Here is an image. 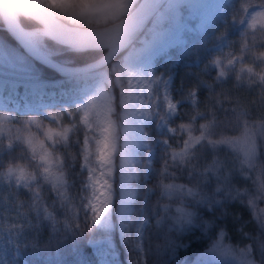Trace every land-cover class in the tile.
Listing matches in <instances>:
<instances>
[{"label":"trees","instance_id":"1","mask_svg":"<svg viewBox=\"0 0 264 264\" xmlns=\"http://www.w3.org/2000/svg\"><path fill=\"white\" fill-rule=\"evenodd\" d=\"M261 4L264 0H230L203 34L185 31L184 43L172 47L155 62L153 77L156 79L160 74L172 77V95L180 105L178 117L170 121L177 136L158 134L152 125L146 128L148 140L166 139L169 146L156 147L147 179L140 178L135 183L132 218L141 216L147 220L141 238L144 264H264V200L255 196L264 182V80L261 79L264 77V31L238 29L245 13L243 9ZM100 26L93 23L86 27ZM31 28L33 26L29 25L26 29ZM45 40L50 48L59 51L53 59L68 66L86 65L104 53V50L93 49L71 51L48 38ZM0 42L23 55L1 28ZM219 45L221 47L216 49ZM24 57L20 68L2 65L0 68L31 77L20 80L50 82L60 78L50 69ZM229 61L235 62L233 67H228ZM192 91L196 92V105L186 99ZM7 113L17 126L28 117L41 125L39 140L45 142L50 154V171L56 176L63 171V190L71 204L61 205L52 186L53 178L50 182L41 178L38 183L33 182L31 189L24 188L22 183L18 186L17 180L8 175V169L19 165L35 173L33 165L40 163L39 158L32 160L26 142L20 141L18 146L5 151L7 138L0 139V264H99L88 240L109 234L90 225L87 194L83 188L86 171L82 168L83 155L80 154L86 130L79 124L74 106L47 109V113L57 119L58 128L40 114L20 115L0 110V115ZM182 123L188 125L190 132L180 128ZM46 129L65 130L67 135L64 139L54 137L50 141L44 136ZM245 134L253 137L255 153L248 166H238L226 143ZM189 136L203 138L190 147L183 160L178 156L173 161L172 154L184 149V141ZM55 140L59 143L54 144ZM73 156L77 158L73 160ZM40 176H43L42 169ZM217 176L221 177L222 188L228 186L246 195L233 201L223 193H216ZM224 177H227L226 184ZM164 185L173 188L166 191ZM181 186L184 192L180 191ZM188 188L210 197V203L197 205L187 195ZM37 192L40 194L39 209L34 206L37 202L33 199ZM253 199L256 219L248 203ZM215 200L222 203L215 205ZM44 208L55 220L44 218ZM177 208L196 213L193 226L183 231L173 228ZM207 222H211V227L205 226ZM66 224L70 225V230L66 229ZM132 227L133 222H129L126 231ZM110 234L115 249L123 257L116 233ZM217 242L227 249V257L220 261L207 260V252ZM202 259L206 262L200 263Z\"/></svg>","mask_w":264,"mask_h":264},{"label":"rangeland","instance_id":"2","mask_svg":"<svg viewBox=\"0 0 264 264\" xmlns=\"http://www.w3.org/2000/svg\"><path fill=\"white\" fill-rule=\"evenodd\" d=\"M139 1L134 0L135 5ZM229 1L169 0L138 41L125 51L118 60L112 62L107 69L60 78L52 82L39 83L37 80L29 79L21 81V77H31L7 72L0 68V79H2L0 80V110L14 111L20 115L40 114L46 120L55 123L58 128L60 126L57 119L48 114L47 109H58L62 105H72L77 112L79 124L92 137L99 135L98 130H93L97 123L101 127H107L108 121L112 122L115 151L111 157V164L108 166L111 168V175L103 177L110 187H100L93 184L88 179L87 168L82 167L86 171L83 188L87 194L86 209L91 216L90 225L108 233L109 235L106 237L111 241L109 245L107 243H89L90 239L88 240V244L98 258L99 264H144L141 238L147 224L140 227L139 232L137 229L141 221L147 220L141 216L132 218L133 203L136 198L135 183L140 178L147 179L156 147L158 145L167 147L169 144L165 145L163 143L166 139L147 140L145 143L148 146L146 147L145 143L141 142V129L146 132V128L152 125L154 131L158 134L177 136L175 131L170 133L167 129L172 128L170 121L178 117V106L180 105L172 95V77H164L160 74L155 79L153 77L154 64L160 55L167 53L173 46L184 43L183 33L185 31L203 34L213 18L222 12L223 7ZM177 3L179 7L172 11L169 4ZM261 13H264V8L261 6L249 8L243 15L242 20L244 23L240 22L238 29L242 32L264 31V28L261 27V22L264 21V17L260 15ZM57 17L59 18V14ZM61 20L71 24L69 21ZM100 25L104 26L103 23ZM74 26L80 27L79 25ZM220 47L219 45L216 49ZM48 48L54 50L49 46ZM24 62L25 57L22 54L16 52L10 45L0 42V65L20 68ZM234 63V61L229 62L228 67H233ZM115 65L120 66L117 71H124L121 84L116 83V73L113 72ZM14 76L18 78H14ZM129 81L132 84L131 89H129ZM165 81H167V84H165ZM122 90L125 92L124 105L120 103ZM166 92L171 102L177 105V113L174 116L170 115L167 121L163 122L166 127L157 128V124L162 122L155 115L151 120L141 124L140 121L144 118L143 113L148 111L146 107L142 108V104L145 106L149 103L160 104L159 109L152 108L151 111L153 113L160 112L161 114L168 113L167 103L164 102ZM109 99H111L113 105L112 112L108 111ZM86 115L87 121L93 125V129L86 126ZM11 118L12 116L9 113L0 115V139L7 138L4 144L5 151L18 146L20 141L24 143L25 137L29 134L39 140L38 130L41 129V125L35 123L34 118L28 117L20 126L15 125ZM47 130H44V133ZM54 131L64 133L63 136H60L62 139L67 135L65 130ZM18 136L20 139H17ZM253 140L250 134H245L240 139L226 143L233 161L238 162V166L241 164L248 166L252 162L255 153ZM10 143L12 144L11 148L9 147ZM83 147L84 140L82 149ZM92 147H94V144ZM91 159L95 161V157ZM84 163L83 159L82 166ZM240 169L238 168V170ZM107 170L106 167L104 171L107 172ZM16 175L18 173L14 172L12 176L16 179ZM96 175H99V173L97 172ZM97 188H99V191L96 190ZM101 192L104 193L103 196L100 194ZM107 196H110L111 199L105 201ZM88 200H91L92 204L97 206V212L91 210ZM102 202L107 203L106 209ZM249 209L256 219L253 205L249 204ZM97 213L101 217V222L105 218L108 219L111 225L110 229L104 230L92 223ZM122 222L123 233L121 232ZM129 222H133V227L130 231H126ZM111 232L116 233V238L123 250V257H120V252L115 249ZM104 239L105 237L91 240L103 241ZM101 250L105 253L103 256ZM15 254L16 257H19L18 252ZM226 257L227 249L218 242L210 248L205 256L207 260L214 261L225 260ZM205 262L202 259L200 263Z\"/></svg>","mask_w":264,"mask_h":264},{"label":"snow or ice","instance_id":"3","mask_svg":"<svg viewBox=\"0 0 264 264\" xmlns=\"http://www.w3.org/2000/svg\"><path fill=\"white\" fill-rule=\"evenodd\" d=\"M158 5H154L153 8ZM143 7V5H141ZM179 7V4H169V8L172 11H175ZM261 7L264 8V4H261ZM54 9L55 13L46 11V9ZM136 5L134 0H5L3 5H0V23L3 25V29L8 31L15 39H17L24 47H26L31 53L35 54L38 58L43 61H47L48 56L59 54L58 50H49L45 38H49L52 41L58 43L69 44L73 49H89V48H105L109 49L108 56L105 57V60L110 59L114 52L121 48H125L131 38L133 33L142 23L143 18H133L132 11L135 10ZM247 11V9H243ZM62 18L66 21H69L71 24L79 25L81 28L85 25H91L93 23L99 25L103 23L105 26L102 30H89L81 31L80 28H68L64 24L59 22V18ZM264 17V13L260 14ZM29 21H38L45 25L44 29L35 27ZM255 22V18H254ZM241 23H244L242 20ZM32 25V30H26L27 26ZM261 27L264 28V21L261 22ZM231 63V61H229ZM217 63H219L217 61ZM58 67V66H56ZM119 65L113 67V72L116 73V83L121 84L122 76L124 71H117ZM251 71V69H249ZM224 75V73H221ZM264 80V77L261 78ZM167 84V81H165ZM132 88L131 81H129V89ZM186 99L190 100L193 105L197 104L196 92H189ZM164 102L167 103L168 113L161 114L160 112L153 113L152 108L159 109L160 104L149 103L147 106L141 105L142 108L146 107L147 112L143 113L144 118L141 119L140 123L143 124L147 120H151L153 115L158 116L159 121L162 123L157 124V128L162 126L166 127V124L163 122L167 121L170 115H175L177 113V105L171 102V99L167 92L164 96ZM121 105L125 104V92L121 91L120 96ZM108 111H113V105L111 99L108 100ZM34 123V122H30ZM85 124L89 129H93V125L89 124L87 121V115L85 116ZM203 127V126H202ZM181 129L190 132L188 125L181 124ZM98 130L99 135L92 137L90 133H85L84 138V147L81 151L83 159L85 161L82 167L87 168L88 179L95 185L100 187H110L106 180L103 179L106 175H111V168L108 167L111 164V157L115 151L114 137H112V122L108 121L107 127H101L99 123L96 124L95 129ZM168 132H174L175 129L168 128ZM45 138L47 140H53V137L63 136L64 133L56 132L53 129H48L45 133ZM111 137V138H110ZM203 136L192 137L189 136V139L184 141V149L180 153H173V161L179 156L183 160L189 152L190 147L193 144H199ZM17 139H20L18 136ZM149 139L148 133L141 129V142L145 143ZM25 142L27 143L30 151L32 152V160L39 158L40 163L33 165V168L36 170L35 173L27 172L24 167L17 166L15 169L9 168L8 175L12 176L15 173L18 186L21 185L24 188L31 189L33 182H39L42 178L45 182H50V178L54 179L53 188L56 189L57 195L60 199L62 206L71 204L66 190H63L64 180H63V171H60V175L56 176L55 173L50 171L52 161L50 159V154L45 148V142L43 140H36L31 134L25 137ZM53 143H59L58 140L53 141ZM165 145H168V141H163ZM211 143V141H210ZM94 144V147L92 145ZM145 146L148 145L145 143ZM9 147H12V144H9ZM39 150V151H38ZM95 157V161L91 159ZM77 157L73 156L72 159L75 160ZM57 164L59 165V157L56 158ZM99 165V167H97ZM108 168L107 172L104 171L105 168ZM167 162H165V170H167ZM42 169L43 176H40V170ZM99 175H96V173ZM218 186L216 187V193H223L225 197L230 198L235 201L237 198H242L245 193L240 192L238 189L234 190L231 187L225 186L221 187V177L217 176ZM223 182L226 184L227 177L223 178ZM59 185V187H58ZM166 191L173 188L172 185H164ZM99 191V188L96 189ZM181 192H184L185 189L183 186L180 188ZM187 195L192 197L197 205L209 204L210 197L204 195L202 192H197L193 188H188L186 190ZM102 196L103 192L100 193ZM255 196L261 200H264V182L260 184L258 191L255 193ZM199 197V199H196ZM33 199L37 202L34 206L39 209L40 204V194L34 193ZM111 197H105V201L110 200ZM255 200H249L250 205H255ZM104 203V208H107V203ZM222 201L215 200V205H220ZM88 204L91 205V210L97 212V206L92 204L91 200H88ZM167 208V205H165ZM211 210V209H210ZM44 218L55 220V217L47 208L43 209ZM177 215L173 220V228L177 231H183L188 226L194 225V219L196 213L185 208H177ZM75 213H73V219H75ZM161 221H157L159 224ZM92 223L99 226L104 230L111 228V225L107 218L101 222V217L97 213ZM147 224V221H141L138 226V232L140 227ZM206 227H211V222H207ZM66 229L70 230V225H65ZM80 225H77L79 228ZM85 230L87 229V224H85ZM124 227L122 222L121 232L123 233ZM223 233V230H221ZM75 234V233H73ZM89 243H107L111 244V241L105 237L103 241H94L89 240ZM105 253L101 250V255Z\"/></svg>","mask_w":264,"mask_h":264},{"label":"water","instance_id":"4","mask_svg":"<svg viewBox=\"0 0 264 264\" xmlns=\"http://www.w3.org/2000/svg\"><path fill=\"white\" fill-rule=\"evenodd\" d=\"M167 1L168 0H141L137 4L135 10L132 11V17L133 18L142 17L143 20H142V23L140 24V26L137 28V30L133 33L129 44L125 48H121V49L117 50L116 52H114L113 56L108 60H105V57L108 56V52L110 51L109 49L89 48V49H94V50H105V52L102 55V57L99 58L98 60H96L92 63H89L87 65L80 66V67H70V66L61 64L58 61H56L50 57L47 58V61H43L40 58H38L35 54L31 53L26 47H24L17 39H15L12 35H10L8 31H6V32L12 38V40L16 43V45L20 49H22L23 53L26 56L30 57L31 59H33L37 63L43 65L44 67L54 71L59 76L69 77V76H73V75H77V74H83V73L91 72V71L97 70V69L102 68L105 65L109 64L120 52H124L125 50H127L133 44V42L137 40V38L143 33L144 29L149 25L152 18L160 11L161 7ZM4 3H5V0H0V5H3ZM141 5H143V7H141ZM154 5H158V6L155 7V9H154L153 8ZM59 22L61 24H64L68 28H80V27L73 26L69 23H65L60 19H59ZM38 23H39L38 28H40V29L45 28V25L43 23H41V22H38ZM1 28L3 29V26H1ZM103 28H104V26L99 27V28H80V30L81 31L102 30ZM60 44L71 48V46L69 44H64V43H60ZM76 50H88V49H76ZM56 66H58V67H56Z\"/></svg>","mask_w":264,"mask_h":264},{"label":"clouds","instance_id":"5","mask_svg":"<svg viewBox=\"0 0 264 264\" xmlns=\"http://www.w3.org/2000/svg\"><path fill=\"white\" fill-rule=\"evenodd\" d=\"M46 11L55 13V10L54 9H50V8L46 9ZM56 14L58 15V13H56ZM29 23L33 24L35 27H39L38 21H29ZM0 26H3L2 23H0Z\"/></svg>","mask_w":264,"mask_h":264},{"label":"bare ground","instance_id":"6","mask_svg":"<svg viewBox=\"0 0 264 264\" xmlns=\"http://www.w3.org/2000/svg\"><path fill=\"white\" fill-rule=\"evenodd\" d=\"M0 80H2V79H0Z\"/></svg>","mask_w":264,"mask_h":264}]
</instances>
